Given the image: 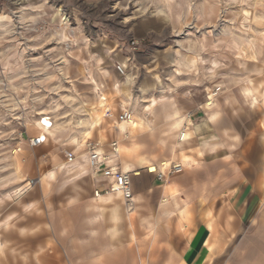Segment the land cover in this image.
Segmentation results:
<instances>
[{
	"label": "rangeland",
	"instance_id": "rangeland-1",
	"mask_svg": "<svg viewBox=\"0 0 264 264\" xmlns=\"http://www.w3.org/2000/svg\"><path fill=\"white\" fill-rule=\"evenodd\" d=\"M177 4L180 8L176 7ZM201 4L203 0H196L189 9L181 0H140L139 3L137 0H0V119L4 120L0 124V134L12 132L15 135L7 146L0 141V152L7 157L0 156V200L6 202L4 214L0 216V233H3L0 246L15 249L19 257L40 261L43 253L54 261L55 247L59 264L65 261V253L53 240L47 222L44 224L48 227L46 232L17 228L25 221L38 220L39 216L47 221L44 207L24 206L23 199L44 198L46 195L42 190L54 196L85 186L84 177L89 167L83 154L87 152L80 155L86 168L83 172L71 174L70 170H65V154L59 157L49 155L42 151L44 144L38 147L29 144L30 137L44 131V117H49L53 123L48 140L63 134V129L57 130V125L66 123L68 117L54 119L53 105L63 104L71 98L75 101L72 107L76 109L71 116L72 123L87 126L90 135L99 138V127L94 129L91 125L97 115L105 119L103 127L111 129L108 125L114 121L105 117L106 108L119 112L121 107L117 105L128 103L122 98L131 96L138 101L132 108L134 117L143 118L145 123L134 134L130 131L127 139L118 137L119 131L115 130L119 146L136 149L133 158L123 156L124 163L128 161L131 168L137 170L135 162L148 169L155 164L151 161L153 159L167 160L171 151L168 145L162 144L167 137L160 129L167 120L172 95L166 87L158 89L154 95H148L140 88V95H137L140 82L147 79L163 85L170 84L171 77H175L181 82L182 89L197 91L193 100L198 103L201 99L214 97L212 83L219 88V78L203 79L204 75L217 74L210 71L211 65L200 64L207 58L202 47L215 45L222 55L233 59H240L248 51L256 52L257 49V22L261 9H253L255 15H246L250 9L239 0L235 3L208 0L206 5L196 7ZM148 35L159 39H145ZM165 38H171L173 44L162 46L160 40ZM133 39L142 40L136 50L131 47ZM113 48L112 56L119 61L118 64L111 61L116 64L115 73L97 63L105 58L101 51L107 53ZM68 51H74L78 59L68 58ZM253 62L256 61H248ZM118 65L125 68V74ZM102 71H107L108 77L98 79ZM60 72H64L67 79L60 80ZM76 76L80 80H76ZM49 88L57 91L50 92ZM117 90L119 96L111 100L108 93ZM148 112L152 115L149 116ZM198 113L204 114L202 110L193 113V120L200 117L194 116ZM33 131L38 134L32 135ZM74 138L79 141V137ZM80 148L86 149V143L80 142L76 148L78 153ZM45 156L49 157L50 163L42 161ZM140 158L149 163L142 165ZM58 164L64 169L57 173L54 169ZM81 174H84L83 179L73 178ZM32 179L35 183L29 185ZM40 235L43 236L42 244ZM42 246L45 250L40 253ZM19 264H24V260H19Z\"/></svg>",
	"mask_w": 264,
	"mask_h": 264
},
{
	"label": "clouds",
	"instance_id": "clouds-1",
	"mask_svg": "<svg viewBox=\"0 0 264 264\" xmlns=\"http://www.w3.org/2000/svg\"><path fill=\"white\" fill-rule=\"evenodd\" d=\"M139 2L140 0H137V3ZM195 2L196 0H181L183 6L189 9L192 8ZM207 2L208 0H203V4L196 5V7H202ZM228 2L235 3L237 0H228ZM239 2L248 5L250 11L246 15H255L252 10L255 8L261 9L256 35L262 38L260 43L264 45V0H239ZM80 6L77 5V7ZM176 7L180 8V5L177 4ZM145 39L157 40L159 37L148 35L145 36ZM160 43L162 46L167 47L169 44H173V41L171 38H165L160 40ZM223 50L228 51L227 48ZM201 51L206 54L207 58L201 60L200 64L211 65L210 71L217 74V76L204 75L203 79L211 81L219 78V88L215 83L211 84V90L215 93L214 97L209 96L207 100L201 99L197 103L193 100V97L198 95L197 91L182 89L181 82L177 81L175 77H171L170 84L166 82L163 85L158 82L153 83L147 79L143 80L138 85L137 95H140V88L144 89L148 95H154L158 89L165 87L172 95L167 120L160 130L162 135L167 137L166 140H162V144L169 146L177 162L184 153L201 159L204 156L212 157L222 150L228 152L225 166L219 174H213L214 166L217 164L215 159L210 160L200 170L199 175H194L188 169H183L182 175L177 177V182L184 185L180 195L187 200L193 221L196 224L204 223L206 225L212 222L208 217V213L209 211L215 212L214 228L224 234L228 242H231L234 223L240 231H245V226L241 225V217L245 209L241 208L237 201L232 200L229 189L235 192L238 187L250 186L251 195L248 196L245 204L252 217L250 223L246 226L247 240L242 245H233L232 248H228V244L225 243L224 247L228 250L225 252L221 249L215 254L220 256L223 252L216 264H264V231H262L260 237H257L256 231L258 229L252 227L259 221L261 228L264 229V213L259 212V209L264 208V47L259 52L248 51L247 55L240 59L222 55L216 49V46L212 44H209L207 48L202 47ZM112 52H115L114 48L107 53L101 51V55L105 58L99 59L97 63L115 73L116 64L119 61L112 56ZM66 56L78 59L74 51L66 52ZM106 60L109 62L106 63ZM111 61H116V64L111 63ZM248 61L256 62L248 63ZM64 63L67 64L68 61L65 60ZM221 73H223L222 76L219 75ZM104 77H108L107 71L100 72L97 78L102 79ZM233 77H239V81H234ZM59 78L60 80L67 79L64 72H60ZM52 79L56 78L53 77ZM75 79L80 80V77L76 76ZM48 83L50 84L51 80ZM89 83H94V81H89ZM241 88L249 90L241 92ZM48 90L50 92L57 91L53 88ZM79 95L77 93V98H79ZM253 98L255 103H253ZM124 99L128 103L126 105L118 104L117 107L128 110L138 104V101L133 100L131 96L126 95ZM74 103L75 101H71V98H69L63 104H56L51 107L54 119H60L63 116H67L68 119L66 123L57 125V130L62 128L63 134L50 137L42 146V151L49 153V155L55 154L57 157L67 152L75 157L76 161L80 160L81 154L84 152L90 154L93 149H101L106 153L110 151L112 144L109 141L114 137L103 136L97 138L90 135L87 126L72 123L71 116L76 111L72 107ZM5 107L7 106L5 105ZM201 110L204 113L203 118H197V124L189 128L192 121L188 118V114ZM256 114H259V124L255 133L257 139L250 140V137L245 135L244 139L241 140L240 133L236 130L237 126L243 129L244 124L249 119L254 118ZM108 115L111 116L112 114L109 113ZM148 115L151 116L152 112H148ZM113 119L115 118L113 117ZM3 123L4 120L0 119V124ZM108 130L105 129V131ZM115 130L116 126L113 125L111 131L115 132ZM244 131L247 130L244 129ZM36 134L38 133L32 132V135ZM74 137H79V141ZM14 138L15 135L12 132L0 134V141L4 142V146H7V142ZM80 142L86 143L88 147L86 149L80 148L78 153L76 148L79 147ZM250 143L254 145L251 150H249ZM99 154L97 152V155ZM0 156L7 158L4 152H0ZM41 159L44 163L51 162L47 156ZM114 159L120 161L119 149H116ZM108 162L111 164L112 160ZM177 166L179 167L178 164ZM234 166H238L239 175L234 174ZM65 170H70L71 174L80 171L72 160H68ZM83 177L84 174H81L80 177L73 176V178L80 179H83ZM225 197H227L228 202L217 210L216 201L223 200ZM5 203V201L0 200V216L4 214ZM183 206V204H178L173 210V216H178ZM174 227L173 225V230L168 233L169 235H177ZM2 235L3 233H0V236ZM21 259L24 260V264H41L39 259L32 258L29 260L25 257H19L15 249L8 248L6 245L0 246V264H19ZM74 264H91V261L87 258H81L75 260Z\"/></svg>",
	"mask_w": 264,
	"mask_h": 264
},
{
	"label": "crops",
	"instance_id": "crops-1",
	"mask_svg": "<svg viewBox=\"0 0 264 264\" xmlns=\"http://www.w3.org/2000/svg\"><path fill=\"white\" fill-rule=\"evenodd\" d=\"M261 39L258 38L256 52L264 47L260 43ZM233 79L237 81L239 77ZM248 90L240 89L241 92ZM253 103H255L254 98ZM194 116L200 117L194 118L193 125L197 124V118L202 119L204 114L198 113ZM258 124L259 114H256L244 124L243 129L237 126L240 139L243 140L245 135H248L250 140L257 139L255 133ZM244 129L247 131L245 132ZM115 135L117 137L111 129L105 134L114 137L110 139V143L117 140ZM252 147L254 145L250 143L249 150ZM227 156L226 150L201 159L186 154L184 157L181 156L179 162L184 165V169L199 175L200 170L210 160L215 159L217 164L214 166L213 174L216 175L224 168ZM166 158L168 163L163 160H151L155 164L148 169L147 166H140L135 162L137 174H132L134 203L131 208L120 193H102L96 196V190L103 192L109 188L112 181L102 171H94L90 168L84 177L85 186H81V189L71 188L63 193H55L54 196L42 190L46 195L44 198L23 199L24 206L44 207L47 221L39 216L38 220L25 221L17 228L46 232L48 227L44 224L47 222L52 230L53 240L65 253L63 264H74L75 260L81 258H87L91 264H216L223 255V252L220 256L215 255L219 250L223 249L226 252L233 245H242L247 240L246 226L252 217L245 204L248 196L251 195V188L238 187L235 192L229 189L232 200L237 201L239 206L245 209L241 217V225L245 226V231H240L234 223L232 240L228 242L225 235L214 228L215 212L209 211L208 217L212 222L206 225L196 224L193 221L187 200L180 195L184 185L177 182V177L181 176L182 172L170 174L171 163L177 161L172 152ZM119 163L128 171L124 161ZM151 168H155L156 172L150 171ZM63 169L58 164L54 171L58 173ZM233 171L234 174L239 175L238 166H234ZM159 173L163 174V179L158 178ZM226 202H228L227 197L217 200V210ZM178 204L184 206L178 216H173V210ZM259 212L264 213V208L259 209ZM173 225L176 236L168 234L173 230ZM252 227L258 229L256 236L260 237L264 231L260 222L257 221ZM39 240L42 244V235L39 236ZM44 243L46 245V238ZM225 243L228 244V248L224 247ZM44 250L43 247L40 253ZM57 253L58 249L54 247V261L50 259L51 256L48 258L46 253H43L40 256L41 264H59Z\"/></svg>",
	"mask_w": 264,
	"mask_h": 264
},
{
	"label": "built area",
	"instance_id": "built-area-1",
	"mask_svg": "<svg viewBox=\"0 0 264 264\" xmlns=\"http://www.w3.org/2000/svg\"><path fill=\"white\" fill-rule=\"evenodd\" d=\"M142 44V40L139 39H133L131 41V47L133 50H136L137 48L140 47ZM118 69L122 73L125 72V68L122 65H118ZM215 95V93H213ZM111 113L112 115L109 116L108 114ZM105 117L108 118L109 120L113 121H133L134 120V110L132 108L125 110V108L121 107V110L119 112L113 111L111 107H107L105 111ZM113 117L115 119H113ZM49 118V117H48ZM188 118L191 119L192 124L189 125V128L193 125V113L188 114ZM45 119V117L42 119V121ZM50 119V118H49ZM52 122V121H51ZM44 127V124L42 125ZM128 134H130L128 132ZM43 135L45 137L44 141H41L39 137ZM48 130L44 129L43 132L39 133L36 136H32L29 138V144L31 147H38L42 144H44L48 140ZM112 144V149L111 152H104L101 149H93L91 150V153L88 154V162L94 171H102L103 174L109 178L112 183L109 186V188L105 189L103 192H117L120 193L121 196L124 198V200L127 202V205L129 208L133 207L134 203V191H133V175L131 173H128L124 171L121 167V164L119 161L115 160L114 157L116 156V149H119V141L118 140H113L111 141ZM88 145L86 144V148ZM97 152L100 154L97 155ZM88 153V152H87ZM65 157L66 161L72 160L75 161L76 158L71 156L70 153L65 152ZM112 160V163L110 164L108 161ZM179 165V167L177 166ZM184 169V165L180 162H173L170 165L169 168V173L170 174H175V173H180ZM159 179H163V174L159 173L158 174ZM35 183V179H32L29 181V185H32ZM101 190H96V194L99 195V193H103Z\"/></svg>",
	"mask_w": 264,
	"mask_h": 264
},
{
	"label": "bare ground",
	"instance_id": "bare-ground-1",
	"mask_svg": "<svg viewBox=\"0 0 264 264\" xmlns=\"http://www.w3.org/2000/svg\"><path fill=\"white\" fill-rule=\"evenodd\" d=\"M118 96H119L118 95V90L117 91H114V92H109L108 93V97L111 100L115 99ZM122 101H125V99L122 98ZM112 103H115V102H112ZM44 120H48L50 122V125L51 126L50 127H48V126L47 127H44L43 126V129H47L48 132L50 131V135H51L52 134V129L51 130H49V129L53 126V123L49 120V118H45ZM104 123H105V119H103L101 117V115H99V114L97 115V117L95 118V120L91 123V125H92V127L94 129L99 127V129H100V136L101 137L105 136V134L107 132V131H105L106 128L103 127V124ZM144 123L145 122H144L143 118H138L137 117V118H134V120L131 121V122L130 121H114L113 124H109L108 126L112 129L113 125H115L116 126V130L119 131V136H123V139H127V138H130V134H128V132L132 131L133 134H134V132L138 129V127L140 125L144 124ZM42 125H43V123H42ZM133 126H135V127H133ZM90 133H91V130H90ZM118 141L120 142V140H118ZM118 148H119V156H120V158H122V160H123V156H125L126 158L127 157L128 158H133L135 156V154H136V149L134 147H130V146L123 145L122 147L121 146H118ZM122 148H123V151H122ZM83 155H85V158L87 159V165H88V167L90 169L91 167H90L89 162H88V153L87 154L85 153ZM139 161L141 162L142 165L143 164H146V163H149L148 160H146L145 158H140ZM163 161L166 162V163L169 162L168 160H163ZM76 163L78 164V166H79L78 168L80 169L79 173L80 172H83L82 170H84L86 168V164L83 161H80V160L77 161ZM125 164H126V167H127L128 171L125 170L124 168H122L124 171H126L128 173H131V174H133V173L134 174H137L136 170H134V169L131 168V165H130V163L128 161H126ZM76 167H77V165H76ZM131 171H134V172H131ZM103 193L109 194V193H117V192L109 191V192H103ZM95 195L96 196H100V195H102V193H99V195H98V194H96V191H95ZM108 198H110V197H108Z\"/></svg>",
	"mask_w": 264,
	"mask_h": 264
},
{
	"label": "snow or ice",
	"instance_id": "snow-or-ice-1",
	"mask_svg": "<svg viewBox=\"0 0 264 264\" xmlns=\"http://www.w3.org/2000/svg\"><path fill=\"white\" fill-rule=\"evenodd\" d=\"M42 123H43L45 126H48V127L51 126V125H50V122H49L48 120H43ZM39 139H40L41 141H44V140H45V137H44L43 135H41V136L39 137ZM150 171H152V172H156V169H155V168H151Z\"/></svg>",
	"mask_w": 264,
	"mask_h": 264
}]
</instances>
